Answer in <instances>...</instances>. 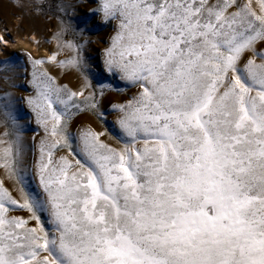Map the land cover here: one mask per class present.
Listing matches in <instances>:
<instances>
[{
  "label": "snow or ice",
  "instance_id": "snow-or-ice-1",
  "mask_svg": "<svg viewBox=\"0 0 264 264\" xmlns=\"http://www.w3.org/2000/svg\"><path fill=\"white\" fill-rule=\"evenodd\" d=\"M55 8L56 50L0 60V264H264V0Z\"/></svg>",
  "mask_w": 264,
  "mask_h": 264
},
{
  "label": "rangeland",
  "instance_id": "rangeland-1",
  "mask_svg": "<svg viewBox=\"0 0 264 264\" xmlns=\"http://www.w3.org/2000/svg\"><path fill=\"white\" fill-rule=\"evenodd\" d=\"M23 2V0H21ZM60 0H44L45 7L37 15L31 11L23 12L20 8L14 7V0H0V37H4L8 40V45L6 48H0V60L5 59L9 55L17 56L20 58L21 62L27 65V57L21 56V53H30L35 57H47L52 51L56 50V42L52 40V33L56 31L58 21L57 11L55 5L59 3ZM76 3L77 0H72ZM86 3V0H84ZM94 6V5H92ZM87 11L84 4H79L77 9V14ZM17 17H22L18 19ZM7 30V31H5ZM107 30H102L101 32L93 34L90 39L97 40L100 37H107ZM51 41V42H49ZM38 42V43H37ZM99 48L98 44H92L89 49V53L94 56L98 62L99 53L94 51ZM63 58V57H61ZM49 74L54 76L58 83L66 84L69 88L75 90L79 87V74L69 71H61L59 68L49 65ZM23 82V81H22ZM16 91V90H12ZM27 94L20 90L17 94ZM121 96L116 93L109 95L108 100L105 101L107 105L109 101L119 102ZM25 113H28V109L25 107ZM113 117L109 116L108 119ZM28 124L31 129L26 131L25 136L31 142V138L35 135H39V130L32 119L31 114L25 117L24 122ZM92 125L96 128H100L101 124L96 121L93 117L84 114L80 117L78 123Z\"/></svg>",
  "mask_w": 264,
  "mask_h": 264
}]
</instances>
